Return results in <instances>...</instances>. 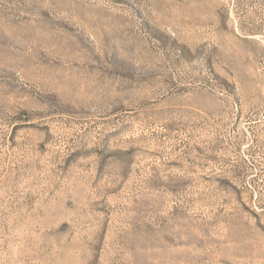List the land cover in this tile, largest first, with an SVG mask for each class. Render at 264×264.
I'll use <instances>...</instances> for the list:
<instances>
[{"label": "rangeland", "instance_id": "1", "mask_svg": "<svg viewBox=\"0 0 264 264\" xmlns=\"http://www.w3.org/2000/svg\"><path fill=\"white\" fill-rule=\"evenodd\" d=\"M0 264H264V0H0Z\"/></svg>", "mask_w": 264, "mask_h": 264}]
</instances>
